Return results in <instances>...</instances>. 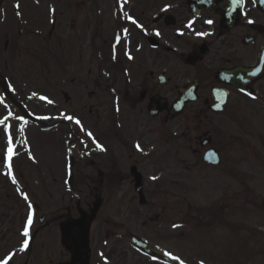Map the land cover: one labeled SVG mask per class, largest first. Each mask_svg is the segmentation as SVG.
I'll return each mask as SVG.
<instances>
[{
	"label": "flooded vegetation",
	"instance_id": "1",
	"mask_svg": "<svg viewBox=\"0 0 264 264\" xmlns=\"http://www.w3.org/2000/svg\"><path fill=\"white\" fill-rule=\"evenodd\" d=\"M14 1V13L31 21L18 20L13 49L16 38L31 37L32 47L46 48V70L69 69L65 84H93L89 96L114 102L101 129L93 107L91 119L82 109L72 121L60 107L38 120L26 116L31 109L0 108V118L9 117L0 124V260L82 264L80 248L83 264H174L124 241L136 235L175 256L174 225L219 226L244 200L252 206L264 116H251L264 106V75L250 72L264 52V0ZM41 11L51 16L45 28ZM249 134L260 139L262 155ZM41 138L44 154L29 146ZM84 190L90 204L78 196ZM194 194L208 200L197 204ZM108 200L124 220L99 244L89 222ZM112 237L117 246L107 243Z\"/></svg>",
	"mask_w": 264,
	"mask_h": 264
},
{
	"label": "rangeland",
	"instance_id": "2",
	"mask_svg": "<svg viewBox=\"0 0 264 264\" xmlns=\"http://www.w3.org/2000/svg\"><path fill=\"white\" fill-rule=\"evenodd\" d=\"M14 4V0H5L1 10L0 70L12 81L16 92L19 94L18 98L28 108L40 114L45 109L60 107L66 109L67 114L74 112L73 117L76 112L83 109L85 110L83 119H91L93 115L89 116L86 111L93 107L100 112V116L96 119L99 122L98 129H101L102 126L107 124V110L110 109V103L114 102L113 99L96 100V97L89 96L90 89H97L93 84H65L62 77L65 76L66 72L70 71L69 69H59L58 67L60 66L51 65V69L46 70L45 61L48 57L47 53L45 54L46 48L44 46L32 47L31 41H29L31 37L29 36L16 38L18 51H15L13 49V34L11 33L16 31L18 20L23 19L24 22L31 20L26 17L20 18L18 13H14ZM37 18L40 21L43 18L47 22L43 25L44 28L48 26L51 19L48 12L45 11H41ZM19 34L26 35L23 31H20ZM8 44L10 45L7 48ZM82 71L87 72V69ZM64 92H69L71 100H66ZM28 96L32 97L31 103L26 100ZM41 97L48 100L45 101ZM48 101L52 102L49 103ZM259 104L257 111L251 117H258L259 119L264 116V106ZM0 108L11 110L13 107L0 100ZM85 124L89 126L91 123L88 121ZM261 130L264 132L263 129L259 128V134ZM136 131L137 128L131 129V132L135 134ZM85 132L94 134L93 129ZM85 132L84 137L86 136ZM248 140L255 142V149L259 155H262L263 148L260 145V139L257 137L253 138L250 135ZM164 145L163 143V147ZM29 146L33 149L35 148L41 154L46 152L42 138L33 142V144H29ZM35 149L34 151H36ZM168 152L162 156L168 158ZM243 155L252 156L251 152L246 148L243 150ZM166 162L168 160L163 159V164ZM259 174L258 197L260 198H258V208L261 210L256 211L257 207L253 209H238L236 217L234 211L229 212V217H232V221L235 219L240 220L236 227L232 224L231 228L227 225H221L219 228H209L197 222L189 226H179L177 255L180 260L186 264H201V262L203 264H264V202H262L264 199V171L260 169ZM122 187L126 188L127 185ZM78 196L81 197L83 203L90 204L92 201L86 190L79 192ZM105 197L107 198L106 195ZM191 199L197 204L205 203V198L198 197L197 194L192 195ZM109 203L110 200L104 203L102 209L89 222L91 237L97 238L99 244L107 238L109 230L112 231L116 228V225H122L124 220L123 213L113 212L109 209ZM182 232L185 233L184 236ZM187 234L190 235L187 236ZM115 239L117 237H112L106 241L109 245L115 244L117 246ZM124 243L128 244L129 239L124 241Z\"/></svg>",
	"mask_w": 264,
	"mask_h": 264
},
{
	"label": "snow or ice",
	"instance_id": "3",
	"mask_svg": "<svg viewBox=\"0 0 264 264\" xmlns=\"http://www.w3.org/2000/svg\"><path fill=\"white\" fill-rule=\"evenodd\" d=\"M234 2H237V3L242 4L244 2V0H234ZM207 23H212V21H207ZM41 99H45V98L44 97H41ZM48 102L51 103L52 101H48ZM9 115H11V114H9ZM8 118L9 117H5L3 120H0V124H5ZM64 118L67 119V120H69V121L74 120V117H72V116H67L66 115ZM20 119L22 120L23 118L21 117ZM75 123L79 125L80 124V121L79 120H75ZM8 130H9L8 127H6L5 128V131L7 132ZM22 130L23 129H21V131ZM89 135H91V133H89ZM8 143H9V147L7 149V153H6V156H5V163H6V166L10 169L11 168V158H12V156L14 154L13 148L11 147V144H12V137H11V135H9V137H8ZM97 146L100 147L99 145H97ZM136 147H137L138 150H141L139 145H137ZM25 199H27V197H25ZM31 224H32V213L29 212V214L27 216L26 225H25V227H24V229H23V231L21 233V235L23 237H25V239L23 240V243L21 245V251L26 250L27 247H28L29 241H28L27 237L29 236V227L31 226ZM174 227H179V225H174ZM165 255H171V254L170 253H165ZM172 258L173 259H178V257H175V256H173ZM11 259H12V254H9L3 260H0V264H8V261L11 260ZM180 264H184V262L181 261ZM201 264H203V262H201Z\"/></svg>",
	"mask_w": 264,
	"mask_h": 264
},
{
	"label": "water",
	"instance_id": "4",
	"mask_svg": "<svg viewBox=\"0 0 264 264\" xmlns=\"http://www.w3.org/2000/svg\"><path fill=\"white\" fill-rule=\"evenodd\" d=\"M3 0H0V6H1V3H2ZM3 86H4V89L5 90H8L7 86L3 83Z\"/></svg>",
	"mask_w": 264,
	"mask_h": 264
}]
</instances>
